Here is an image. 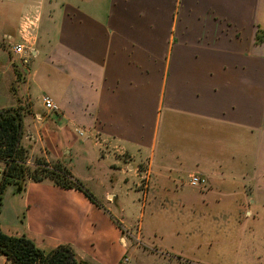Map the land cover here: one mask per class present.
<instances>
[{"label":"crops","instance_id":"0c3cea01","mask_svg":"<svg viewBox=\"0 0 264 264\" xmlns=\"http://www.w3.org/2000/svg\"><path fill=\"white\" fill-rule=\"evenodd\" d=\"M32 15L24 65L11 46ZM6 108L24 109L27 153L94 197L28 182L7 235L90 264L141 248V264H177L202 245L179 222L264 221V0H0Z\"/></svg>","mask_w":264,"mask_h":264},{"label":"trees","instance_id":"16d2710c","mask_svg":"<svg viewBox=\"0 0 264 264\" xmlns=\"http://www.w3.org/2000/svg\"><path fill=\"white\" fill-rule=\"evenodd\" d=\"M257 42L261 43L263 39L257 36ZM24 116L22 108L0 109V162L4 163L0 177V211L7 186H15L22 192L28 182H49L64 189H75L94 201L92 194L60 161L37 158L29 163L27 151L22 146ZM0 256L9 264H90L72 245L43 247L25 234H5L1 224Z\"/></svg>","mask_w":264,"mask_h":264},{"label":"rangeland","instance_id":"374dc122","mask_svg":"<svg viewBox=\"0 0 264 264\" xmlns=\"http://www.w3.org/2000/svg\"><path fill=\"white\" fill-rule=\"evenodd\" d=\"M26 154L29 163L40 157L39 154L29 152ZM64 167L69 171L67 164ZM19 200L20 194L17 188L7 186L0 211V221L3 222L5 230L12 229L23 218L24 210ZM149 224L144 222L147 231ZM178 227L184 233L190 229L195 231L194 235L202 245L198 247V250L189 245L183 247L182 252L178 254L187 260L181 263L176 262L177 264H191L190 262L193 264H264V221L247 220L241 223L215 221L205 226L204 223L201 225L198 222H179ZM135 231L139 232L138 229ZM139 247L141 248L142 245ZM138 252L130 251L128 264H141L142 248ZM0 264H7L1 256Z\"/></svg>","mask_w":264,"mask_h":264},{"label":"built area","instance_id":"2783aa9c","mask_svg":"<svg viewBox=\"0 0 264 264\" xmlns=\"http://www.w3.org/2000/svg\"><path fill=\"white\" fill-rule=\"evenodd\" d=\"M38 21H39L38 15H32V16L24 17V19L22 21L21 28H20L21 33L23 34L21 36V38H22V41L24 43H18V44L11 46V51L15 55L21 57V61L23 62L24 65L28 64L29 56H30L26 47H25V42H26L25 38H26V35H30L33 32ZM42 103H43L44 108L47 111L56 112L59 110L58 104H56L48 96H44L42 98ZM78 134L84 135V133L82 131H79ZM1 175H2V172L0 171V177H1ZM188 183L191 187H197V188H205L207 185L206 179L204 177H202L201 175H196V174L189 176ZM128 263H129V258L124 257L119 264H128Z\"/></svg>","mask_w":264,"mask_h":264}]
</instances>
